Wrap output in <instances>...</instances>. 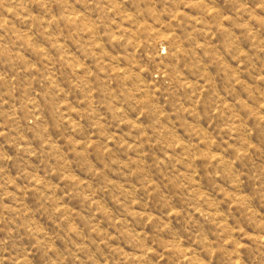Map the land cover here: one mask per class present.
Instances as JSON below:
<instances>
[{"label": "rangeland", "instance_id": "rangeland-1", "mask_svg": "<svg viewBox=\"0 0 264 264\" xmlns=\"http://www.w3.org/2000/svg\"><path fill=\"white\" fill-rule=\"evenodd\" d=\"M0 264H264V0H0Z\"/></svg>", "mask_w": 264, "mask_h": 264}]
</instances>
